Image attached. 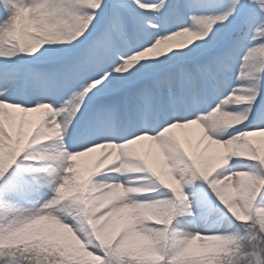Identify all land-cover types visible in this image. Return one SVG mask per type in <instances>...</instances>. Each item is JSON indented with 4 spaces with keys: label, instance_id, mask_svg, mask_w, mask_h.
<instances>
[{
    "label": "snow or ice",
    "instance_id": "6c2138e0",
    "mask_svg": "<svg viewBox=\"0 0 264 264\" xmlns=\"http://www.w3.org/2000/svg\"><path fill=\"white\" fill-rule=\"evenodd\" d=\"M0 264H264V0H0Z\"/></svg>",
    "mask_w": 264,
    "mask_h": 264
},
{
    "label": "rangeland",
    "instance_id": "374dc122",
    "mask_svg": "<svg viewBox=\"0 0 264 264\" xmlns=\"http://www.w3.org/2000/svg\"><path fill=\"white\" fill-rule=\"evenodd\" d=\"M35 118H36L35 114H31L29 116V119H35ZM177 134L181 136V138L184 140V142L187 146V144L189 142H192V140L195 139V135H196L195 127L193 128V130H191L187 133H185L181 130H179V131L177 130ZM142 148H143V151L147 152L148 151V144H144ZM98 152H99V150H97V153L89 154L87 157H84L81 159L79 167H80L82 173L86 174L87 171L95 165V162L98 158ZM199 244H200V242H197V245H199Z\"/></svg>",
    "mask_w": 264,
    "mask_h": 264
},
{
    "label": "bare ground",
    "instance_id": "6f19581e",
    "mask_svg": "<svg viewBox=\"0 0 264 264\" xmlns=\"http://www.w3.org/2000/svg\"><path fill=\"white\" fill-rule=\"evenodd\" d=\"M176 131H177V130H176ZM178 131H179V130H178ZM195 136H196V135H195ZM194 142H195V139H193L191 143H194ZM144 144H147V142H144ZM142 150H143V148H142ZM150 158L153 160L154 165H155V166H158L157 158L155 157V153H154V151H153V153L150 155Z\"/></svg>",
    "mask_w": 264,
    "mask_h": 264
}]
</instances>
